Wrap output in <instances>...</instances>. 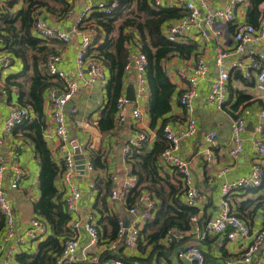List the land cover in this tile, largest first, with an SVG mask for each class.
Wrapping results in <instances>:
<instances>
[{"label":"built area","instance_id":"built-area-1","mask_svg":"<svg viewBox=\"0 0 264 264\" xmlns=\"http://www.w3.org/2000/svg\"><path fill=\"white\" fill-rule=\"evenodd\" d=\"M3 2L4 0H0V8ZM154 3L158 5L160 0H154ZM246 3L247 0H227L220 7L210 8L209 0H188L184 6L186 14L168 22L162 29L164 37L171 42L183 43L187 40L189 32L195 30L199 32L205 42L216 44L217 48L213 58L216 74L211 77L209 89L203 99L204 107L216 111L224 109L228 99L229 80L233 73H238L245 80H253L255 91L259 95H264V49L259 48L260 43L264 41V12L257 25L239 20L236 11L240 6H245ZM117 5V0H85L73 28V31L81 37L75 53L74 76H70L60 69L59 63L62 60V53L58 50L49 49L43 63V74L52 76L54 80L61 81L63 85L61 90H49L47 97L50 106L52 133L58 140L63 165L60 180L65 191L64 203L67 212L70 214L77 210L82 194L75 182L77 170L66 121V105L80 87H89L97 82L103 83L107 79L105 67L96 58L88 54V48L94 38L95 30L90 27H83L82 23L92 11L97 10L109 14ZM32 15L31 32L33 36L47 42H51L53 39L69 42V34L58 28L57 25L48 23L43 17L42 8H36ZM217 23L232 27L233 35L231 36L230 47L221 42L222 31L216 27ZM130 44L135 45V47L130 48ZM126 46L129 52L124 72L132 67L135 69V101L130 102L123 93L118 97L115 117L118 124L126 121V107L131 103L130 113L133 120L139 122L143 118L140 103L148 93L147 58L136 42ZM12 62L13 57L3 49L2 38H0V69H9ZM190 70L189 74L181 73L182 78L185 79V86L179 95V104L186 114L184 125L179 129H174L170 123L163 125L164 137L168 144L160 152L158 160L161 165L170 167L172 173L175 174L177 185H181L183 189L182 200L184 204L196 208L197 211L191 215L188 229L178 230L170 227L165 236L159 240V243L164 247L175 245V256L181 261L187 260L191 264H206L201 244L210 236L217 235L228 241L240 242L248 239L249 244L241 248L234 256L226 259L225 264H260L254 254L264 243V218L259 229L251 230L247 222L231 207L230 196L237 190L256 189L262 184L264 139L258 135L264 128V108H259L256 111L257 123L254 132L257 134L251 139L253 153L249 174L224 180L221 183V199L216 206L215 214L205 223H202L198 209L204 198L195 187L189 162L182 157L179 151L180 139L196 135L198 132L194 101L199 95L198 83L210 77V68L206 58L203 55H198ZM75 112L74 108H70L69 113ZM251 112L247 106H244L231 113L228 155L232 159H236L243 151V132ZM28 115L29 110L26 107L19 106L17 103L8 104L2 131L10 134ZM149 138L150 136L144 131L137 130L123 146L121 151L125 163L123 177L120 179L116 173L109 177L112 186L108 194L112 200L122 199L125 202L130 191L136 187L138 180L131 171L129 157L134 148L139 147ZM204 139L206 143L214 145L217 142V133L208 131L205 133ZM207 160H212L211 153L208 154ZM92 169V162L86 160L85 170L92 171ZM5 172L6 164L0 152V214L4 219L3 232L0 237V253L5 254L4 258L0 260V264H16V257L14 258L13 255L17 254L13 251L17 244L24 243L26 240L38 242L49 234L50 226L44 219L34 216L28 221L23 234L17 235L14 207L4 187ZM23 173L20 169H16V174L11 182L13 188L18 186ZM135 202V205L128 206V212L130 214L138 213L137 218L134 217L126 226L121 219L118 220L117 234L109 241L107 247L109 255L103 259L102 264H135L118 256L116 251L120 248L129 251L135 249L144 223L151 220L158 210L157 199L148 191L136 197ZM138 206H142V208H138ZM67 228L68 234L62 240L61 251L55 259V264H72L77 260L81 246L80 239L83 235L87 237V245L84 248L97 246L101 242V231L92 212L86 214L84 221L71 217ZM90 262L91 260L82 264H90Z\"/></svg>","mask_w":264,"mask_h":264},{"label":"crops","instance_id":"crops-1","mask_svg":"<svg viewBox=\"0 0 264 264\" xmlns=\"http://www.w3.org/2000/svg\"><path fill=\"white\" fill-rule=\"evenodd\" d=\"M68 2V10L64 13H52L42 9L43 17L52 25H57L58 28L67 32L70 36L69 42H62L53 39L51 42L45 41L47 49L58 50L62 53V60L59 63L60 69L70 76H74L75 68V53L81 41L80 35L73 31L76 23V18L82 10L85 0H66ZM188 0H160V6H175L185 8V2ZM227 0H209L210 8L220 7L225 4ZM21 4L20 0L13 9H17ZM246 8L240 6L236 11L239 20L246 21ZM262 12H264V3L260 5ZM135 9L133 5L122 11L120 18H126L134 14ZM121 20V19H120ZM118 24V23H117ZM217 28L222 31L221 42L230 47L231 36L233 35L232 27H226L223 24L217 23ZM135 35V36H134ZM129 43L136 42L137 34H134ZM188 38L183 43L196 44V50L188 58H183L177 55H172L162 62L165 73L170 82L174 84V94L171 98V110L167 114L170 116L169 123L174 129H179L184 125L186 114L179 104V94L184 89L185 79L182 74H189L191 67L195 64V59L198 55H203L210 68V77L201 80L198 83L199 95L194 101L195 115L198 132L196 135L184 137L180 139V154L190 164V169L194 177L195 187L202 193L204 201L198 209V213L202 218V223L209 220L214 214L216 206L221 199L220 187L224 180H231L240 176H246L250 172L251 158L253 153V146L251 139L256 136L254 128L257 123L256 111L259 108H264V95H259L254 89L253 80H240L236 78L235 73L230 76L228 99L222 111H216L203 106V99L209 89L211 77H214L216 70L213 63L216 44L213 42H205L199 32L191 30ZM112 39L117 37V29H115L110 36ZM130 48L135 45L130 44ZM259 48L264 49V41L260 43ZM12 55V54H11ZM13 56V55H12ZM14 57V56H13ZM43 53L38 56V67L41 73L44 70ZM22 69V62L18 58H13L12 65L9 69H0V152L6 164V172L4 179V187L8 193V197L14 207L16 219V233L21 235L27 226L28 221L36 216L33 211L32 204L39 197L38 188V174L39 164L35 155L33 145L23 137L20 130H13L10 134L2 131L3 120L7 114V107L10 103H17V91L11 88L10 92H2L5 77L10 74H16ZM124 86L123 94H125L126 87L129 84L134 86L135 91V69L132 67L124 72ZM97 82L89 87H80L69 100L71 107L76 110L75 113H69L70 108L66 107V121L70 132L71 141H77L86 160L91 161L92 155L100 158L102 168H94L92 171L84 170L81 177H76V184L79 186L82 197L79 200L77 210L71 214L72 218H77L84 221L86 214L92 212L96 217V223L101 231V242L97 246L84 248L87 245V237L85 235L80 239V249L77 260L72 264H82L91 260L90 264H97L102 253L109 252L107 247L111 233L110 217L121 219L128 225L137 214H130L128 212L127 200L122 199L112 200L109 197L108 191L103 195L104 181L112 183L109 179L110 175L118 174L122 179L125 163L122 157V148L129 140V138L137 130H142L150 136V138L143 142L139 147L149 150L156 138V128L160 121L152 128L150 126V119L147 114V101L149 96V89L146 98L140 103L143 112V118L136 122L131 117L130 109L132 103L126 107V121L118 124L115 119V127L109 132H101L98 128L97 121L100 118V111L106 102V83ZM230 89L243 91L247 93L250 98L241 102L237 109L247 106L252 112L248 116L246 129L243 132V151L236 158L232 159L228 155V147L230 144V119L231 113L229 110L235 103L238 94L233 92L230 94ZM67 106V105H66ZM44 114H45V129L44 139L51 151L53 158L58 162L61 160V153L59 150L58 140L52 133V122L50 114V106L48 97L44 100ZM208 131H215L217 133V142L214 145L206 143L204 136ZM264 139V128L258 135ZM139 147H137L139 149ZM211 153L212 160H207L208 154ZM264 158V156H263ZM85 160V161H86ZM92 162V161H91ZM264 162V159H263ZM159 176L167 178L168 181H175L176 176L172 173V169L168 166L161 165ZM23 171L24 175L16 188L11 186L12 178L16 174V169ZM264 176L262 184L259 188L249 189L246 191L237 190L231 194V207L239 216L242 217L248 224L251 230L255 231L260 228L264 218ZM57 188L64 190L60 178L56 181ZM165 191L168 187L165 186ZM144 194L147 190L143 191ZM142 192V193H143ZM104 197V199H102ZM156 198V197H155ZM157 199L159 206V199ZM136 203V202H135ZM135 203L133 205H135ZM240 208V210L238 209ZM142 208V206H138ZM137 218V217H136ZM150 221V220H149ZM155 228H149L143 234L140 232L141 241L135 249L129 251L128 249L120 248L116 251L118 256L127 258L131 263L135 264H191L187 260H179L176 258L173 247L161 246L155 250L152 243L148 242L145 237L149 232L154 231ZM51 231H49L50 233ZM143 234V235H142ZM45 238V237H44ZM43 239V238H42ZM249 244V240L243 241H228L221 236H210L201 247L204 251L206 264H225V260L234 256L241 248ZM37 241H25L19 243L14 248L13 253L20 252L33 253L36 250ZM5 254L0 253V260L4 258ZM14 258L16 255H13ZM148 257H150L148 259ZM254 257L264 264V243L255 252ZM96 259V261H95ZM16 264H19L16 261Z\"/></svg>","mask_w":264,"mask_h":264},{"label":"trees","instance_id":"trees-1","mask_svg":"<svg viewBox=\"0 0 264 264\" xmlns=\"http://www.w3.org/2000/svg\"><path fill=\"white\" fill-rule=\"evenodd\" d=\"M117 1L118 5L111 13L94 10L82 23L83 27L95 30L88 54L96 58L109 75L105 87L106 102L100 111L97 125L101 132H109L115 127L116 104L118 97L123 93L124 67L129 52L126 45L129 44L132 36L137 34L136 43L148 61L147 114L150 126L153 128L158 120L160 124L156 128V138L152 147L149 150L143 147L134 148L129 157L131 171L136 175L138 182L127 196V205L132 206L136 197L144 190L159 199L158 210L154 217L146 221L140 231L144 234L147 229L155 228L145 237L156 250L160 247L159 240L165 236L170 227L178 230L188 229L189 219L197 211L196 208L184 204L181 185H173L167 178L158 174L161 170L158 156L168 144L164 137L163 125L169 123L171 118L167 114L171 110V98L175 89L164 71L162 62L172 55L188 58L195 52L196 44L171 42L162 34L164 25L186 14L185 8L155 5L154 0ZM18 2L19 0H4L0 8V38L3 49L22 62V69L18 73L5 77L2 89L10 92L11 88H15L17 105L29 110L28 117L13 130H20L23 137L33 145L39 164V197L33 202L32 207L36 216L48 223L51 232L37 242L35 252H20L16 255V261L19 264H55V259L61 251L62 240L68 234L67 225L71 214L65 207V191H60L56 185L63 170L62 161L57 162L53 158L44 139L46 125L43 105L48 91L61 90L63 85L61 81L40 72L38 56L43 53L45 59L47 44L44 40L33 36L31 28L32 13L36 8L58 14L67 12L69 5L66 0H20L19 7L13 9ZM262 3L264 0H247L246 22L254 25L259 23L263 16L260 8ZM132 5L135 9L134 14L120 18L122 11ZM115 29H117V37L112 39L110 36ZM235 76L245 80L238 73H235ZM233 92H236L238 97L231 106L230 113L237 110L241 102L250 98L247 93H242L243 91L230 89V94ZM91 161L94 168L103 167L98 156L92 155ZM165 186L168 187V191H165ZM109 188L110 182L104 181L102 189L104 197ZM238 209L240 210L239 207ZM118 220L119 218L110 217L112 238L117 234ZM3 227L4 219L0 214V237ZM108 255L109 252L102 253L97 264H102L103 259Z\"/></svg>","mask_w":264,"mask_h":264},{"label":"water","instance_id":"water-1","mask_svg":"<svg viewBox=\"0 0 264 264\" xmlns=\"http://www.w3.org/2000/svg\"><path fill=\"white\" fill-rule=\"evenodd\" d=\"M125 96L130 102L135 101V91H134V86L132 84H129L126 87ZM66 107L67 108L71 107L70 101H68ZM71 145L74 151V160L76 164L77 174H78V177H81L84 174L86 159L77 141H71Z\"/></svg>","mask_w":264,"mask_h":264}]
</instances>
